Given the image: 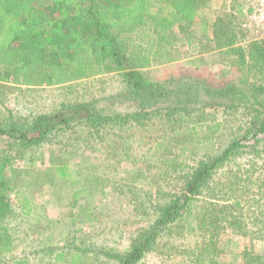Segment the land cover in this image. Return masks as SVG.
<instances>
[{
  "label": "rangeland",
  "instance_id": "374dc122",
  "mask_svg": "<svg viewBox=\"0 0 264 264\" xmlns=\"http://www.w3.org/2000/svg\"><path fill=\"white\" fill-rule=\"evenodd\" d=\"M248 1L209 0L193 25H176L168 32L169 56L156 58L142 72L151 81H172L173 87L182 78L210 86L258 79L259 67L246 57L255 37L238 10ZM218 16L231 21L232 45L212 35ZM125 92L116 72L49 87L0 82V127L10 120L27 125L36 115L81 103H90L101 115H124L136 109ZM173 106V101L165 103L137 122L63 125L32 146L0 134L6 171L0 201L9 205L0 210L12 254L27 255L30 264H116L94 249L126 251L157 216L174 177L220 151L249 122L242 108L224 110L208 103L170 117L166 112ZM62 166L66 174H60ZM209 184L185 235L159 237L137 264H188V254L214 264H241L242 249L258 251L264 245V141L257 152L225 163ZM66 247L80 248L81 258L55 261L54 252Z\"/></svg>",
  "mask_w": 264,
  "mask_h": 264
},
{
  "label": "trees",
  "instance_id": "16d2710c",
  "mask_svg": "<svg viewBox=\"0 0 264 264\" xmlns=\"http://www.w3.org/2000/svg\"><path fill=\"white\" fill-rule=\"evenodd\" d=\"M208 1L0 0V82L49 87L116 72L126 85L124 96L136 105L131 113L116 116L101 115L90 103L67 105L51 114L36 115L27 125L10 120L0 127V134L13 138L15 135L23 146L38 144L71 123L99 127L112 122H137L170 101L175 103L166 112L170 117L177 114L175 111L189 113L190 109L208 103L224 110L248 111V126L239 135L201 160L191 172L174 177L172 190L176 191L171 190L168 199L159 205L157 216L133 238L126 251L94 249L116 264H137L161 236H184L198 197L210 185L215 172L246 151L257 152L258 143L264 141V37L250 41L246 52V57L259 67L260 76L256 80L210 86L204 81L182 78L173 87L172 81H151L142 72L156 58L169 56L168 32L176 25L180 29L193 25ZM241 8L239 13L246 17L245 9ZM227 19L228 24L220 16L215 18L212 35L216 40L227 41L225 45H232L235 37ZM192 37L191 33L186 35L188 43ZM58 170L66 174L65 166ZM5 174L4 159L0 158V187ZM8 206L4 200L0 201V209ZM5 222L0 210V261L30 264L27 255L12 254ZM173 229L177 230L175 234H171ZM77 249L80 248H59L53 258L73 262L81 258ZM240 254L241 264H264V245L258 251L242 249ZM187 260L188 264H214L207 257L189 254Z\"/></svg>",
  "mask_w": 264,
  "mask_h": 264
},
{
  "label": "built area",
  "instance_id": "2783aa9c",
  "mask_svg": "<svg viewBox=\"0 0 264 264\" xmlns=\"http://www.w3.org/2000/svg\"><path fill=\"white\" fill-rule=\"evenodd\" d=\"M246 26L256 39L264 37V0H249L245 6Z\"/></svg>",
  "mask_w": 264,
  "mask_h": 264
}]
</instances>
